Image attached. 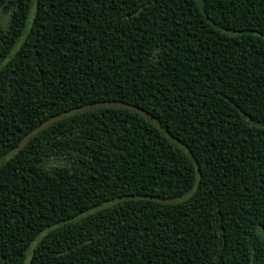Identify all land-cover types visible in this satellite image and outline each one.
I'll list each match as a JSON object with an SVG mask.
<instances>
[{"label":"trees","instance_id":"1","mask_svg":"<svg viewBox=\"0 0 264 264\" xmlns=\"http://www.w3.org/2000/svg\"><path fill=\"white\" fill-rule=\"evenodd\" d=\"M15 149L0 264H264V0H0Z\"/></svg>","mask_w":264,"mask_h":264},{"label":"rangeland","instance_id":"2","mask_svg":"<svg viewBox=\"0 0 264 264\" xmlns=\"http://www.w3.org/2000/svg\"><path fill=\"white\" fill-rule=\"evenodd\" d=\"M8 17H9V14H6V15L3 17V22H4L5 24H7V19H8ZM16 151H17V149L11 151V152L8 153L6 156L1 157V158H0V165L3 164L7 159H9V158L14 154V152H16Z\"/></svg>","mask_w":264,"mask_h":264}]
</instances>
